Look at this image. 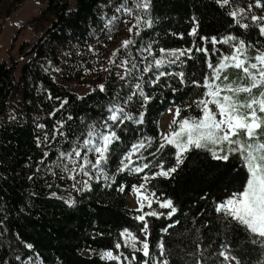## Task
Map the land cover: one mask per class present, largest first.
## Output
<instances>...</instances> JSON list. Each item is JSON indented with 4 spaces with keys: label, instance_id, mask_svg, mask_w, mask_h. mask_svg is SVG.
<instances>
[{
    "label": "trees",
    "instance_id": "16d2710c",
    "mask_svg": "<svg viewBox=\"0 0 264 264\" xmlns=\"http://www.w3.org/2000/svg\"><path fill=\"white\" fill-rule=\"evenodd\" d=\"M5 1L9 14L23 0ZM144 2L46 0L38 19L47 25L34 41L20 44L22 62L0 60V264H33L37 259L42 264H118L102 258L114 250L132 264H161L164 259L169 264H226L218 255L224 245L241 264L264 262V247L252 243L243 226L215 210L246 184L248 172L241 156L234 153L220 161L207 150L192 149L177 167L176 149L159 147L160 119L166 110L180 108L181 119L201 115L196 102L205 98L206 89L197 85L210 75L209 62L216 65L231 55L240 40L250 46L249 62L264 53V20H252L264 17V7H256V0H229L227 5L222 0H149L144 9ZM233 11L238 13L235 19ZM130 22L126 41L131 43L115 45L116 64L103 76L99 69L112 52L111 42L122 38L121 29ZM193 28L195 36L190 35ZM228 37L236 39L221 42ZM189 49L175 63L168 62L175 58L167 53ZM162 58L165 64L157 68L154 61ZM178 73L184 74L183 83ZM226 74L241 82L237 70ZM117 108L131 119L111 121L110 109ZM89 131H114L118 139L109 145L98 169L85 168L84 185L78 181L74 188L83 157L93 163L97 159L84 141L95 143L100 135L89 137ZM141 142L145 147L132 155L129 167H149L140 173L120 171L121 161ZM161 165L177 171L157 176ZM145 176L155 198L143 211L162 214L147 217L149 257L125 247L120 235L128 229L145 239L135 219L142 212L125 203L134 186L145 183ZM61 194L71 195V200ZM169 199L176 208L171 217L170 209L155 202ZM121 262L129 264L123 256Z\"/></svg>",
    "mask_w": 264,
    "mask_h": 264
},
{
    "label": "snow or ice",
    "instance_id": "6c2138e0",
    "mask_svg": "<svg viewBox=\"0 0 264 264\" xmlns=\"http://www.w3.org/2000/svg\"><path fill=\"white\" fill-rule=\"evenodd\" d=\"M229 0H222V4L227 5ZM149 0H145L142 7L147 9L149 7ZM256 7H264L260 0H256ZM243 10H241V13ZM230 15L235 19L238 15L233 11ZM252 20H264V17L253 16ZM236 23L243 28H247V24H240L239 20ZM139 24V20L137 21ZM150 26V25H149ZM131 31V29H130ZM261 34H264V26L260 27ZM190 35H196V29L193 28ZM235 37H228L222 43H228L230 40H235ZM131 41H124L123 47H127ZM212 43L217 41L213 38ZM234 51L231 55L224 56L216 65L211 62L208 63V68L211 70L209 76L204 80L203 85H197L206 89L204 92V99L196 102L200 109L201 115L199 117L180 118L181 109L176 108L174 118L169 126V132L163 136V143L160 144V149L165 148L166 145L173 146L176 149V163L177 167L183 163L184 156L192 149H203L211 153L212 158L220 161H228L231 154L238 153L244 161L248 172V179L242 191L234 193L225 202L220 203L216 207L217 213H222L224 217L229 218L230 221H235L237 224L244 227V229L253 237L252 243H258L264 247V141L261 137L264 136V53L258 54L254 57L255 63L249 62L246 55L247 47L243 40L238 41L233 46ZM198 51H207L206 49H197ZM164 49L161 52L164 53ZM189 50H175L167 53L168 57L175 59L169 60V63H175L181 56L189 53ZM151 54V53H150ZM127 63V62H125ZM154 64L157 68L165 64V59H155ZM135 67V65H133ZM229 69H235L240 74V83L236 80H230L226 73ZM148 69H145L147 71ZM166 73H160L161 76ZM181 83L183 80V73H178ZM246 81V82H244ZM195 83V82H194ZM140 85H137L139 88ZM103 90V86H101ZM141 95L143 93L141 92ZM243 96V98H241ZM111 115L109 119L114 123L122 122L123 118L131 119V117L123 116V109H110ZM140 122H143V115L141 114ZM100 135L93 131L88 132L89 137ZM118 139L114 131L108 134L100 135L101 144H94L92 139L84 141V147L89 151L97 154L95 163L83 157V163L80 164V171H84L89 165L93 168L99 166L106 160V153L109 145L114 140ZM145 145L141 142L133 146V151L121 161L123 167L120 171L130 170L136 173L143 172L148 168V164H143L142 167H135L130 169L132 164V155H135ZM65 154H61L63 157ZM71 159L72 154H67ZM76 158H81V152L74 150ZM124 161H127L125 163ZM177 167L165 170L163 165L161 170L155 175L169 177L172 173L177 171ZM85 174H87L85 172ZM154 178V177H153ZM148 177H144L145 183L134 186L133 190L137 194V200L140 205L138 211L142 214L135 217L140 222V231L144 234L145 239L141 241L137 235L128 229H124L120 235L124 238V246L130 247L134 252H142L144 257H149V244L147 242V235L149 233V223L147 217H155L158 215L156 211L144 212L145 206L152 207L155 193L149 192L146 185ZM123 190V189H121ZM160 208L170 209L168 216L171 217L176 208L172 201L155 200ZM167 231V229H165ZM258 238V239H257ZM140 244L141 247H137ZM121 245L116 244V248L120 249ZM160 254L164 255V245L160 244ZM224 250L220 251L218 255L223 258L224 262L235 261V264H241V260L231 254L228 245L222 246ZM124 260H129L127 256L121 252L119 255H114L112 251L103 253L102 258L109 261H117L122 264L121 257ZM135 260V256L132 257ZM144 264H148L145 260ZM161 264H169L167 259H164ZM197 264H200L197 261ZM264 264V262H262Z\"/></svg>",
    "mask_w": 264,
    "mask_h": 264
},
{
    "label": "rangeland",
    "instance_id": "374dc122",
    "mask_svg": "<svg viewBox=\"0 0 264 264\" xmlns=\"http://www.w3.org/2000/svg\"><path fill=\"white\" fill-rule=\"evenodd\" d=\"M45 3L46 0H23L16 9L9 12V14H6V8L8 7L7 3L5 0H0V60L6 59L8 62H11L12 59H16L19 63L22 62L23 57H21L18 53V47L20 46V44L23 41H34L41 32L40 30L47 25L45 21L40 22V20L38 19L45 7ZM40 23L42 27H40ZM131 25L132 22H130L129 25H126V29L123 26V28L121 29L123 30V33H121L123 34L122 38L113 39V41L111 42L112 52H110L107 56L105 63H102V65H104L102 70L99 69L103 76L108 73L109 69H111L116 64L114 54V50L116 48L115 45L118 42L123 43L124 41H126V36L129 34L128 32H130ZM261 26H264V24H262ZM93 75H98L97 78L101 77L100 74ZM86 89L87 87H84L83 89L77 87V90L79 91H84ZM174 115L175 110L173 108H169L163 113L160 119V127L163 132L162 136L169 132V126L171 125ZM261 140L264 141V136L261 137ZM101 143L102 142L100 140V136H97L94 144L99 145ZM95 160L96 159H94V163ZM87 179L88 178L84 174V172L77 170L75 178H73L72 181L73 187L75 188L76 182L78 181H80L81 186H83ZM61 195L67 201L71 200V195ZM125 203L129 208L139 209L140 205L137 200V194L134 190H132L126 196ZM112 252L114 255H118V250H114ZM33 264H42V262L37 259L33 262ZM226 264H235V261H228L226 262Z\"/></svg>",
    "mask_w": 264,
    "mask_h": 264
}]
</instances>
